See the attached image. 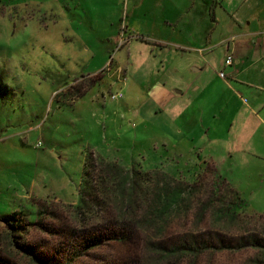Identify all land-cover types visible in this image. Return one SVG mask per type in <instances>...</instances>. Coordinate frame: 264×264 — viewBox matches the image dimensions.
I'll list each match as a JSON object with an SVG mask.
<instances>
[{
	"label": "rangeland",
	"instance_id": "obj_1",
	"mask_svg": "<svg viewBox=\"0 0 264 264\" xmlns=\"http://www.w3.org/2000/svg\"><path fill=\"white\" fill-rule=\"evenodd\" d=\"M129 12L127 0H0V264H264V75L224 71L228 100L192 107L194 138H164L156 114L133 115L147 81L62 101L58 85L88 51L107 56L105 71L125 68L134 38L172 39L159 67L177 68V53L200 44L178 40L190 28L129 24ZM228 40L201 51L206 66ZM160 108L177 126V100ZM219 136L221 174L197 160Z\"/></svg>",
	"mask_w": 264,
	"mask_h": 264
},
{
	"label": "crops",
	"instance_id": "obj_2",
	"mask_svg": "<svg viewBox=\"0 0 264 264\" xmlns=\"http://www.w3.org/2000/svg\"><path fill=\"white\" fill-rule=\"evenodd\" d=\"M115 2L120 5L122 0H115ZM127 7L130 8L129 15L127 14L129 24L138 22L164 26L163 36L169 35L168 30L171 29L169 26H172L171 34L190 28L192 31L185 35L178 32V40L182 42L183 39L190 41L199 39L200 44H186L188 47L185 50L188 52L185 53L177 51V68L173 62L159 67V62H165L170 54L168 48H172L169 46L172 39L166 40L160 37L156 40L157 42H153L154 39L145 43L138 40L140 38H134L136 41L130 42V53H127L128 56L125 55L128 59L127 63L122 61L125 63V68L118 61H114L115 66H118L115 71V66L111 70L106 68L107 70L104 71L107 56L101 55L100 50L88 51L84 56L87 59L83 69L80 71L75 68L70 69L67 74L68 79L58 85L66 89L62 101L69 103L70 99H75V103L86 104L89 98H94L99 93L104 98L105 90H110L118 84L125 88V86L129 87L130 83L135 85L140 82L142 86L147 81L149 85L147 84L146 93L144 89L136 92L137 95L145 97V100L133 115L143 120L152 118L150 115L156 114L166 126L164 138L176 135L177 137L191 136L194 138L200 131L192 128L194 120L197 122L192 107L207 103L206 106H210L209 101L213 98H216L215 104L219 105H224L228 100L226 93L231 91V83L218 75L220 70L229 71L239 79L244 78L242 76L248 71L256 73L257 77L264 75V0H127ZM222 24L223 27H221ZM146 34L150 33L147 31ZM150 36L154 38L153 34ZM226 38L230 40L224 48V56L220 59L215 56L211 69L205 65L206 56L201 51L222 43ZM105 40L107 39H102V41ZM138 43L147 44L146 49L139 48ZM151 43L158 44L159 51L150 48ZM177 46L179 50L180 43H177ZM228 53H232L233 63L224 66ZM125 56L120 57V60ZM188 68L192 73L185 70ZM119 69H123L124 80H122ZM142 70L144 73L152 70L160 71V73H155L154 76H150L147 80L144 78L142 81L140 78ZM208 70L212 71L214 78H211ZM93 89L97 92L94 97H89ZM216 89L218 92L212 97ZM173 100H177V126L174 119L162 113L160 108L162 105L171 104ZM112 123L114 124L113 121ZM204 132L209 137V130ZM202 152H205V156L202 158L198 153L197 160L203 164L205 162L206 168H213L221 174L228 166L229 149L222 136L216 138V143L212 147L207 148L206 143ZM222 177L228 180L223 173ZM228 184L231 185L229 181ZM232 190L235 192L234 188Z\"/></svg>",
	"mask_w": 264,
	"mask_h": 264
},
{
	"label": "built area",
	"instance_id": "obj_3",
	"mask_svg": "<svg viewBox=\"0 0 264 264\" xmlns=\"http://www.w3.org/2000/svg\"><path fill=\"white\" fill-rule=\"evenodd\" d=\"M123 42L121 41L120 42V46H121V44H122ZM233 55H232V53H228L227 55H226V57H225V60H224V66H229V65H232V63H233ZM110 62H112V59H110L109 60V62H108V66H110ZM218 75L221 77V78H225V72H224V70H220L219 72H218ZM122 92L121 91H117V92H115V93H111L110 94V97H111V99H113V100H115V99H120L121 97H122ZM42 144V142L41 141H37L36 143H35V146H40Z\"/></svg>",
	"mask_w": 264,
	"mask_h": 264
}]
</instances>
